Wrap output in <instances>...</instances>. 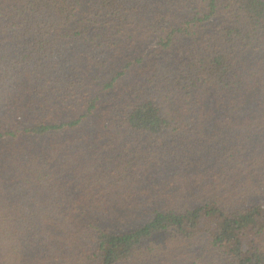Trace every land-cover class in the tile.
Listing matches in <instances>:
<instances>
[{"label":"trees","instance_id":"16d2710c","mask_svg":"<svg viewBox=\"0 0 264 264\" xmlns=\"http://www.w3.org/2000/svg\"><path fill=\"white\" fill-rule=\"evenodd\" d=\"M0 264H264V0H0Z\"/></svg>","mask_w":264,"mask_h":264}]
</instances>
